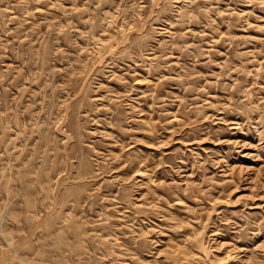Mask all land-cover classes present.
<instances>
[{
	"label": "rangeland",
	"instance_id": "rangeland-1",
	"mask_svg": "<svg viewBox=\"0 0 264 264\" xmlns=\"http://www.w3.org/2000/svg\"><path fill=\"white\" fill-rule=\"evenodd\" d=\"M0 264H264V0H0Z\"/></svg>",
	"mask_w": 264,
	"mask_h": 264
}]
</instances>
